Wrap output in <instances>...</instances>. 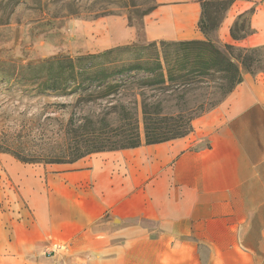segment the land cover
<instances>
[{
	"label": "crops",
	"instance_id": "1",
	"mask_svg": "<svg viewBox=\"0 0 264 264\" xmlns=\"http://www.w3.org/2000/svg\"><path fill=\"white\" fill-rule=\"evenodd\" d=\"M155 2L147 42L205 40L199 0ZM215 42L264 50V0H232ZM7 175L22 206L0 218V264H264V71L183 138Z\"/></svg>",
	"mask_w": 264,
	"mask_h": 264
},
{
	"label": "rangeland",
	"instance_id": "2",
	"mask_svg": "<svg viewBox=\"0 0 264 264\" xmlns=\"http://www.w3.org/2000/svg\"><path fill=\"white\" fill-rule=\"evenodd\" d=\"M227 5L226 0L208 4L210 16L220 20ZM155 8V0H0V149L8 150L0 152L2 221L11 208L22 206L7 166L70 164L82 146L95 151L94 140L100 149L121 148L117 136L130 129L118 123L114 101L89 96L75 83L58 92L44 90V67L109 50L118 49L125 60L161 52L143 33L144 20ZM213 28L203 27L205 40L223 49ZM232 54L239 57L237 51ZM248 56L255 60L250 72L264 69V50ZM145 96L153 100L159 92L145 91ZM169 111L164 104L163 113ZM141 119L138 109L140 128Z\"/></svg>",
	"mask_w": 264,
	"mask_h": 264
},
{
	"label": "trees",
	"instance_id": "3",
	"mask_svg": "<svg viewBox=\"0 0 264 264\" xmlns=\"http://www.w3.org/2000/svg\"><path fill=\"white\" fill-rule=\"evenodd\" d=\"M199 1L201 19L198 27L204 35L203 27L216 30L223 16L218 21L210 16L208 4L215 0ZM226 1L227 10L232 0ZM241 32L246 33V20L242 17L231 29L232 38L237 40ZM152 44L154 47L160 45L162 51L156 50L147 57L138 53L125 60L118 49L109 50L45 66L41 86L44 90L58 92L75 83L77 89L85 93L89 91V96L98 95L108 103L114 101L111 110L117 117L121 115L118 123L123 128L130 126L128 131L117 136V143L122 147L113 150H121L187 136L196 118L217 107L241 83L244 71L254 74L249 69L255 60L248 54H255L256 49L241 50L228 45L220 49L209 40ZM233 51H237L239 57H234ZM242 54L244 57L240 58ZM91 88L92 91L89 90ZM155 90L159 96H151L153 100L145 96V91ZM164 104L170 109L167 113H163ZM138 109L142 128L139 126ZM99 142L91 141L95 151L82 146L71 163L92 153L113 151L98 148ZM7 151L0 149V152Z\"/></svg>",
	"mask_w": 264,
	"mask_h": 264
}]
</instances>
